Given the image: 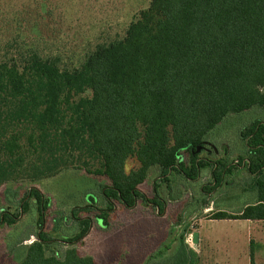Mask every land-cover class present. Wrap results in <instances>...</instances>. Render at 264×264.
<instances>
[{"label":"trees","instance_id":"obj_1","mask_svg":"<svg viewBox=\"0 0 264 264\" xmlns=\"http://www.w3.org/2000/svg\"><path fill=\"white\" fill-rule=\"evenodd\" d=\"M32 2L38 18L53 14L48 0ZM20 14L8 15L13 36L0 42V187L69 168L107 183L101 207L90 194L71 210L78 231L63 240L68 247L59 253L45 230L50 199L31 186L20 207L27 212L30 202L35 205L37 232L16 264H97L75 244L94 221L108 225L116 203L164 211L159 197L149 199L139 188L152 168L160 182L196 180L210 169L202 210L207 196L244 166L242 190L254 192L253 201L234 215L218 210L213 218L264 220V118L240 132L238 163L199 156L228 115L264 111V0H150L122 37L96 44L78 67L64 70L58 57L42 56L35 47L44 40L40 23L24 30ZM129 158L138 166L126 171ZM17 218L2 211L0 224ZM179 239L170 264H195L194 251Z\"/></svg>","mask_w":264,"mask_h":264},{"label":"rangeland","instance_id":"obj_2","mask_svg":"<svg viewBox=\"0 0 264 264\" xmlns=\"http://www.w3.org/2000/svg\"><path fill=\"white\" fill-rule=\"evenodd\" d=\"M149 1L48 0V6L54 7L53 14L42 19L37 17L32 0H0V42L10 37L8 15L13 19V13L21 12L17 17L22 20L24 30L40 23L45 41L40 40L35 46L39 53L58 57L61 70L72 69L96 44L122 37L128 24ZM263 118L264 111L258 107L228 115L211 131L207 149L204 147L199 156L238 163L243 148L240 132L253 120ZM137 166L136 159L129 158L126 171ZM210 172L208 168L202 169L192 181L176 177L171 182H160L158 170L152 168L139 188L149 199L159 197L164 211L158 213L152 204L142 202L132 209L116 203L108 225L100 227L94 221L88 234L75 244L78 252L92 256L97 264H170L183 236L195 253V264H250L251 260L264 264V220L213 218L218 210L234 215L246 202L253 201L255 193L242 190L247 177L244 166H236L234 174L225 177V183L207 196L209 206L199 210V199L205 197L202 189L210 184ZM155 182L159 184L156 191ZM106 183L104 178L83 169L69 168L36 181L25 179L3 184L0 213L8 211L18 218L15 224H0V264L18 263L24 257L25 245L35 240L36 207L30 201L29 211L22 212L20 207L31 186L50 199L45 230L55 239L50 247L59 253L68 247L63 240L78 231L71 210L86 204L90 194L95 198L93 204L101 207V190Z\"/></svg>","mask_w":264,"mask_h":264},{"label":"water","instance_id":"obj_3","mask_svg":"<svg viewBox=\"0 0 264 264\" xmlns=\"http://www.w3.org/2000/svg\"><path fill=\"white\" fill-rule=\"evenodd\" d=\"M197 150L199 151L200 150V147H197ZM196 233H194V238L196 239Z\"/></svg>","mask_w":264,"mask_h":264},{"label":"flooded vegetation","instance_id":"obj_4","mask_svg":"<svg viewBox=\"0 0 264 264\" xmlns=\"http://www.w3.org/2000/svg\"><path fill=\"white\" fill-rule=\"evenodd\" d=\"M205 149H207V147Z\"/></svg>","mask_w":264,"mask_h":264}]
</instances>
